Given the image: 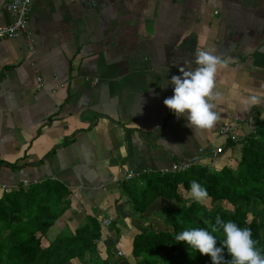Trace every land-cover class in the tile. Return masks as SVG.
Here are the masks:
<instances>
[{"label": "crops", "instance_id": "crops-1", "mask_svg": "<svg viewBox=\"0 0 264 264\" xmlns=\"http://www.w3.org/2000/svg\"><path fill=\"white\" fill-rule=\"evenodd\" d=\"M8 2L0 0V25L13 21ZM199 50L225 64L209 101L217 121L191 129L163 100ZM263 117L264 0H33L28 32L0 40V197L62 183L71 207L44 245L87 216L109 219L99 253L68 264H122L126 255L132 264L135 235L167 229L156 225L175 202L160 198L140 213L122 189L128 175L201 158L234 167ZM226 125L236 140L221 132Z\"/></svg>", "mask_w": 264, "mask_h": 264}, {"label": "trees", "instance_id": "trees-1", "mask_svg": "<svg viewBox=\"0 0 264 264\" xmlns=\"http://www.w3.org/2000/svg\"><path fill=\"white\" fill-rule=\"evenodd\" d=\"M240 143L242 154L236 169L226 164L218 170L195 161L181 171L144 173L122 183L124 193L140 213L160 198L175 202L162 214L167 229L150 227L135 235L132 264H212L207 254H190L185 242H176L174 235L189 227L210 230L217 216L250 228L256 248L264 254V117ZM192 180L207 190L203 203L187 200ZM70 195L62 183L50 179L31 182L27 187L20 185L3 194L0 264H68L74 258L83 262L88 253L98 254L103 225L95 216H87L74 233H61L48 245L43 243L50 227L71 207ZM207 201L226 202L229 207L219 205L209 210ZM252 207H260L261 213L252 212ZM213 235L219 244L222 231ZM223 255L221 264H231V256L226 251ZM98 260L108 264L107 260Z\"/></svg>", "mask_w": 264, "mask_h": 264}, {"label": "clouds", "instance_id": "clouds-1", "mask_svg": "<svg viewBox=\"0 0 264 264\" xmlns=\"http://www.w3.org/2000/svg\"><path fill=\"white\" fill-rule=\"evenodd\" d=\"M195 68H178L179 75H172L169 83L172 95L163 100V104L174 113L177 119L185 118V126L191 129H206L212 127L218 119L213 111L215 76L220 67L225 64L219 56L211 51L199 50L194 54ZM198 163L207 165V159L201 158ZM190 197L197 203H203L207 190L195 180L190 182ZM222 231L223 239L217 243L213 233ZM176 242L183 241L188 246L190 254L198 251L207 254L212 264H221L226 251L231 256V264H264V254L256 248L251 229L239 227L231 220L222 221L219 216L210 230L200 227H189L174 235Z\"/></svg>", "mask_w": 264, "mask_h": 264}, {"label": "built area", "instance_id": "built-area-1", "mask_svg": "<svg viewBox=\"0 0 264 264\" xmlns=\"http://www.w3.org/2000/svg\"><path fill=\"white\" fill-rule=\"evenodd\" d=\"M33 8V0H9L7 3V9L13 14V21L9 24L0 25V40L5 38H14L28 32L29 17ZM40 80V79H39ZM221 132L224 135H228L231 140H236V135L233 134V130L230 126L226 125L221 128ZM218 151H222L219 148ZM190 164V163H189ZM188 163H182L180 165L175 164L172 168L173 171H181L188 167ZM134 177V173H130L128 178ZM6 191L8 189L3 186ZM110 224L109 219H104L102 225ZM119 255H122V251H118Z\"/></svg>", "mask_w": 264, "mask_h": 264}, {"label": "rangeland", "instance_id": "rangeland-1", "mask_svg": "<svg viewBox=\"0 0 264 264\" xmlns=\"http://www.w3.org/2000/svg\"><path fill=\"white\" fill-rule=\"evenodd\" d=\"M241 154H242V147H241V150H240V152H239V154H238V156L236 157L237 158V164L235 163V165H234V168L236 169V168H238V166H239V161H240V158H241ZM187 199V198H186ZM188 200V202H191L192 201V199H191V197H189V199H187ZM191 200V201H190ZM206 203V205H207V207H208V209L209 210H214V209H216L219 205H223L224 207H229V205H227V204H225L226 202H222V201H220V202H216L215 204H212V203H210V201H207V202H205ZM251 211L252 212H254V213H258V212H260L261 210H260V207H252L251 208ZM261 213V212H260ZM162 219V218H161ZM158 226H161V227H158ZM156 225V229H161V228H166L167 226L166 225H164L163 226V223L162 224H159V225ZM52 233V232H51ZM45 240L46 239H44V242H45ZM47 242V241H46ZM119 255V254H118ZM129 255H126V258L127 259H129ZM117 258V257H116ZM127 259H125V258H123L122 259V264H129V262L127 261ZM134 260V259H133ZM135 261V260H134ZM99 264H103V262L101 263H99Z\"/></svg>", "mask_w": 264, "mask_h": 264}, {"label": "water", "instance_id": "water-1", "mask_svg": "<svg viewBox=\"0 0 264 264\" xmlns=\"http://www.w3.org/2000/svg\"><path fill=\"white\" fill-rule=\"evenodd\" d=\"M192 162H194L193 160L190 162V164L192 163Z\"/></svg>", "mask_w": 264, "mask_h": 264}]
</instances>
